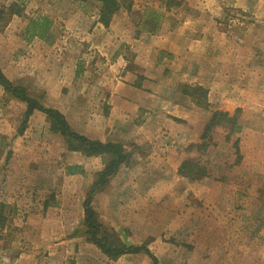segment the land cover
<instances>
[{"label":"rangeland","instance_id":"obj_1","mask_svg":"<svg viewBox=\"0 0 264 264\" xmlns=\"http://www.w3.org/2000/svg\"><path fill=\"white\" fill-rule=\"evenodd\" d=\"M116 1L106 28L97 0H0L22 9L0 29L1 71L73 131L129 153L94 200L120 243L146 244L158 264H264V0H180L169 11ZM40 16L53 22L50 45L25 37ZM235 110L238 133L216 127L205 154L189 149L213 112ZM24 111L0 87V133L25 136L0 162V264H151L109 260L88 242L82 204L105 160L66 150L42 113L22 125ZM188 159L208 176L179 177Z\"/></svg>","mask_w":264,"mask_h":264},{"label":"trees","instance_id":"obj_2","mask_svg":"<svg viewBox=\"0 0 264 264\" xmlns=\"http://www.w3.org/2000/svg\"><path fill=\"white\" fill-rule=\"evenodd\" d=\"M100 2L99 23L104 27H108L109 22L114 14L119 10V5L116 0H97ZM165 11H169L180 5V0H157ZM148 17L153 23L159 20L157 12L153 7L148 9ZM21 16L22 9L14 3L0 8V29L4 28L11 16ZM147 17V18H148ZM53 22L49 16H40L35 19H30L24 30L25 37L28 39L37 38L47 44H52L53 34L51 32ZM78 74V73H76ZM0 87L4 93L10 98L18 100L25 104L22 125H25L29 117L34 112L42 113L48 124L49 131L60 135L63 139L66 150L70 152L82 153L85 157H103L105 160L104 168L98 173L96 181L87 191L83 201V222L86 228L88 242L94 245L106 258L115 261L125 255L145 254L150 258L151 264H158L156 257L150 252L146 244L140 246H126L112 234L106 231L100 216L94 208L95 194L105 189L111 177H113L122 165H125L130 160L129 153L124 149L123 145L114 142H101L93 140L73 131L66 120L65 116L58 110L46 108L37 100L30 97L27 91L20 85L12 83L0 69ZM196 90H201L196 87ZM203 91V90H202ZM239 110H235L233 114L228 112H213L208 122L203 128L200 136V143L190 145V150H195L196 153L203 155L211 146V133L216 127H225L228 134L238 133L239 125L237 121ZM22 130V129H21ZM20 130V133L22 132ZM77 166L68 168L69 174L75 173ZM179 177L188 179L189 181H198L208 176L206 168L197 160H184L178 170ZM5 204L0 202V228L6 221ZM114 239L117 245L110 243L111 238Z\"/></svg>","mask_w":264,"mask_h":264},{"label":"crops","instance_id":"obj_3","mask_svg":"<svg viewBox=\"0 0 264 264\" xmlns=\"http://www.w3.org/2000/svg\"><path fill=\"white\" fill-rule=\"evenodd\" d=\"M179 109V110H178ZM177 111H182V109L180 108V107H177V109H176ZM175 111V110H174ZM166 112H168V109L166 110ZM33 116H35V112L32 114V116L31 117H29V119H28V121L30 120V118H32ZM26 131V130H25ZM24 131V132H25ZM22 133V132H21ZM20 133V135H18L17 133H0V162L2 161L1 160V158H2V155H4L5 154V156L6 155H10V156H12V157H14L15 158V156H16V153L18 152L17 151V148L18 147H10V141L12 142V141H14V142H12V144H14L15 143V146H16V140L18 139V138H25V136H23L24 135V133H22L21 134ZM6 136H8L9 138L7 139H5V137ZM185 138L187 139L188 138V136L186 137L185 136ZM4 140H8V144H9V146L8 147H2V145H1V143L4 141ZM23 150H25V148H22ZM10 161H11V159L10 158H8ZM13 161V160H12ZM15 163V162H14ZM3 164V163H2ZM2 164H0V171H2L4 168H5V163L3 164V166H1ZM9 181H7L6 183H8ZM0 202L1 203H4V204H7L6 202H3L2 200H0Z\"/></svg>","mask_w":264,"mask_h":264}]
</instances>
